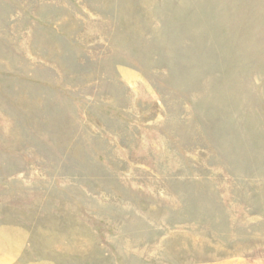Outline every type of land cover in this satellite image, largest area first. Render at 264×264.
I'll use <instances>...</instances> for the list:
<instances>
[{
  "label": "rangeland",
  "instance_id": "1",
  "mask_svg": "<svg viewBox=\"0 0 264 264\" xmlns=\"http://www.w3.org/2000/svg\"><path fill=\"white\" fill-rule=\"evenodd\" d=\"M0 264H264V0H0Z\"/></svg>",
  "mask_w": 264,
  "mask_h": 264
}]
</instances>
